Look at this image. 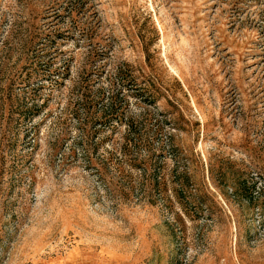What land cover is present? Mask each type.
Returning a JSON list of instances; mask_svg holds the SVG:
<instances>
[{"label":"rangeland","instance_id":"rangeland-1","mask_svg":"<svg viewBox=\"0 0 264 264\" xmlns=\"http://www.w3.org/2000/svg\"><path fill=\"white\" fill-rule=\"evenodd\" d=\"M0 264H264V0H0Z\"/></svg>","mask_w":264,"mask_h":264},{"label":"trees","instance_id":"trees-1","mask_svg":"<svg viewBox=\"0 0 264 264\" xmlns=\"http://www.w3.org/2000/svg\"><path fill=\"white\" fill-rule=\"evenodd\" d=\"M72 5H73V0H72ZM112 116H114V114H113ZM112 116H111V117H112ZM114 117H116V116H114ZM116 118H117V117H116ZM116 118H115V119H116Z\"/></svg>","mask_w":264,"mask_h":264}]
</instances>
